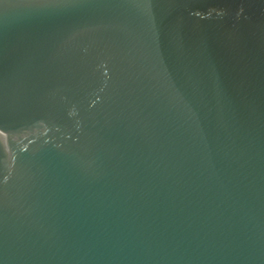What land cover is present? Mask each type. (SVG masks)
Here are the masks:
<instances>
[{
	"label": "water",
	"instance_id": "obj_1",
	"mask_svg": "<svg viewBox=\"0 0 264 264\" xmlns=\"http://www.w3.org/2000/svg\"><path fill=\"white\" fill-rule=\"evenodd\" d=\"M0 264H264V0H0Z\"/></svg>",
	"mask_w": 264,
	"mask_h": 264
}]
</instances>
